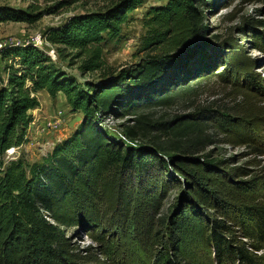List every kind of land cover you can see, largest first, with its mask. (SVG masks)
<instances>
[{"label": "trees", "instance_id": "16d2710c", "mask_svg": "<svg viewBox=\"0 0 264 264\" xmlns=\"http://www.w3.org/2000/svg\"><path fill=\"white\" fill-rule=\"evenodd\" d=\"M83 1L56 0L42 10L0 6V23L32 25ZM212 1L149 7L140 57L120 69L106 65L103 47L124 41L122 28L143 0H107L66 18L44 38L58 59L78 64L79 81L31 43L0 49V264H117L107 244L115 229L131 235L137 264H264V166L260 176L241 180L244 168L205 153L214 144L206 120L235 146H264V100L252 94L261 93L253 64L236 44L224 52L206 36L204 8ZM254 42L264 50L263 35ZM214 50L220 55L207 54ZM219 63L227 67L223 80L243 83L231 109L236 119L201 120L209 112L202 110L158 121L145 112L191 95L218 74ZM40 91L61 93L80 123L39 162L4 161L6 150L28 144L29 112L38 108ZM125 117L132 118L122 125L125 140L103 128ZM178 188L179 205L163 216L168 193ZM76 230L94 247L73 245Z\"/></svg>", "mask_w": 264, "mask_h": 264}, {"label": "rangeland", "instance_id": "374dc122", "mask_svg": "<svg viewBox=\"0 0 264 264\" xmlns=\"http://www.w3.org/2000/svg\"><path fill=\"white\" fill-rule=\"evenodd\" d=\"M56 0H0V6L26 9L34 5L40 10L52 5ZM166 0H143V3L130 13L128 22L122 28L123 42L111 41L103 47V57L108 67L120 69L137 62L138 57L135 51L139 38L147 31V11L153 5L164 4ZM107 0H84L82 3L72 5L56 14H44L43 17L32 25L15 22L0 23V45L4 42L13 41L19 44L32 43L35 38L40 37L45 41L44 33L50 28L59 26L66 18L89 11H96L103 8ZM204 25L207 27L206 36L211 44L216 41L223 44L224 52H227V45L236 44L242 53L253 64L251 74L256 84L260 87L261 93L256 95L259 100H264V50L256 46L255 36H264V0H213L212 5L204 8ZM216 37V38H214ZM43 52L48 54L51 48L47 45L40 46ZM207 54L219 56L220 52L207 51ZM54 62L69 74L81 80L77 70L78 64L69 66L68 60H60L57 55ZM2 67L0 66V73ZM215 73L222 74L211 77L205 84H201L191 95L178 98L173 104L167 107L154 108L145 111L153 120L171 119L173 116H185L191 114L199 115L204 112L202 119L213 115L220 121L222 118L236 119L238 115L231 109L234 108L241 95L243 83L233 79L231 76L223 80L227 73V67L219 63ZM96 74L86 75L84 79L93 78ZM222 78V79H221ZM244 89V87H243ZM39 101L38 108L29 112L33 121L28 128L29 142L18 147L12 154H4L3 160L8 161L23 156L28 162H39L47 156L53 147L72 134L81 120L79 113H74L68 107L62 94L51 98L45 91L36 94ZM221 115H226L221 117ZM131 117L124 119L110 118L103 124L112 136L125 140L123 137L122 125ZM209 124V138L214 141L213 145L206 148L205 153L210 152L213 157L226 160L228 168H244L247 172L241 176V180H250L256 175L260 176V170L264 166V146L253 147L235 146L228 141V136L221 134L216 129L213 120H206ZM231 121V120H230ZM211 127V128H210ZM140 143L147 144L144 141ZM148 145V144H147ZM257 149V150H256ZM200 155V154H199ZM262 181V180H260ZM182 189H172L162 208L163 216L171 215L176 206L180 203ZM72 244L79 248L88 246L94 247L86 232L72 231ZM111 235V236H110ZM107 237V244L111 246L110 256L113 263L137 264L136 249L130 234L115 229ZM101 237V236H100Z\"/></svg>", "mask_w": 264, "mask_h": 264}, {"label": "built area", "instance_id": "2783aa9c", "mask_svg": "<svg viewBox=\"0 0 264 264\" xmlns=\"http://www.w3.org/2000/svg\"><path fill=\"white\" fill-rule=\"evenodd\" d=\"M8 42H13V41H8ZM8 42H4L2 45H0V49ZM13 43L19 44L17 42H13ZM31 44H33L34 46H36L38 48H40V46H44V45L49 46L51 48V50L48 52L47 55L51 58L52 61L56 60V59H53V55L56 54L55 50H54V47L51 44H49L46 40L45 41H41L40 37H37V38H35V40H33V42ZM15 149H17V148H10V149L6 150V154L9 155V154L14 153Z\"/></svg>", "mask_w": 264, "mask_h": 264}, {"label": "bare ground", "instance_id": "6f19581e", "mask_svg": "<svg viewBox=\"0 0 264 264\" xmlns=\"http://www.w3.org/2000/svg\"><path fill=\"white\" fill-rule=\"evenodd\" d=\"M53 59H56V56L55 55H53Z\"/></svg>", "mask_w": 264, "mask_h": 264}, {"label": "crops", "instance_id": "0c3cea01", "mask_svg": "<svg viewBox=\"0 0 264 264\" xmlns=\"http://www.w3.org/2000/svg\"><path fill=\"white\" fill-rule=\"evenodd\" d=\"M59 94H61V93H59ZM59 94H58V95H59Z\"/></svg>", "mask_w": 264, "mask_h": 264}]
</instances>
